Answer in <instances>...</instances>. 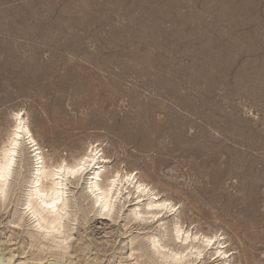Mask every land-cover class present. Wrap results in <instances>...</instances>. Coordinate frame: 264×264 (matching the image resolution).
Wrapping results in <instances>:
<instances>
[{
	"label": "rangeland",
	"instance_id": "1",
	"mask_svg": "<svg viewBox=\"0 0 264 264\" xmlns=\"http://www.w3.org/2000/svg\"><path fill=\"white\" fill-rule=\"evenodd\" d=\"M17 111L48 165L94 143L111 162L103 183L132 172L176 211L133 219L146 198L120 186L100 215L86 171L66 185L76 208L38 227L22 140L0 196V264H167L158 250L189 242L171 238L176 221L217 234L232 264H264V0H0V148ZM208 250L183 264L213 263Z\"/></svg>",
	"mask_w": 264,
	"mask_h": 264
},
{
	"label": "bare ground",
	"instance_id": "2",
	"mask_svg": "<svg viewBox=\"0 0 264 264\" xmlns=\"http://www.w3.org/2000/svg\"><path fill=\"white\" fill-rule=\"evenodd\" d=\"M14 117H15V119H14L15 124L13 122L14 128L12 127L13 130L11 129V131H10V132H12L11 136L8 137L9 139L6 142V144L4 146L1 145L2 147L0 148V196L5 195L7 193V191H9V189H12V188H9V186H8V182H9L8 180H9L10 176H13L12 175L13 173L17 174L16 171L14 170V164L16 162V156H17V153L19 151L18 147L21 146L19 144H22L24 141L26 143V145H28V148L30 149V152L32 153V155H30V156L32 157V162H33L34 166L31 170L29 179L27 178V180H28L27 184L28 185H27V188H25L26 190L23 193L24 198H23L22 204L25 207V211H26L24 213L26 214L28 212L30 218L32 219V222L34 219L35 223L38 225V227H41L45 230H57L58 229V226L61 224L62 217H63V215H65L64 213L66 211V208L69 207L68 205L71 203L72 207L75 209L76 208L75 204L78 202L77 201L75 203V201L73 200L69 203V199L70 198L73 199V198L70 197L68 199V197H67L68 195H66L67 194V191H66L67 182L70 179H73L75 177H77L76 179L78 180L80 178V176L83 173H85L86 171L88 172L87 173L88 177L86 176L87 178L85 180V182H86L85 188H86V191L88 193V197L89 198L91 197L92 207H96L94 209H96L97 213L100 215H110V212L112 211L113 206H114V200L117 198V196L119 197V194H121V192H122L120 189V186H122L121 188H123V187L127 188V187L132 186L135 194H137L136 197L139 199V201L144 200V199H142L143 197L146 198V200L143 201L144 202L142 204L143 207H142V205L138 206L139 208H142L143 210L137 209L136 208L137 206L133 207L134 209L131 210V214H132L131 217L133 216V219H135L137 217L139 219V216H141L142 214H146V215L149 214V217H147L148 216L147 215L146 218H150V219L154 220L157 216H159L162 213L163 214H174L175 213V211H176L175 204H173L171 200H169L167 198H162V196H158L159 194L157 192H153V189L150 188L148 186V184H146L142 179L137 178L136 174L133 175L132 172L126 171L123 174L119 170L115 169V170H113L112 173L109 172V173H111V175H109V177H106V181L103 183L102 173L105 170L107 164L110 162V159L108 157H106L105 155H103V152H101V149L98 148V145H93L94 143L88 144L86 151L84 153L80 154L78 157L73 158L72 160L70 159L71 160L70 162L66 161L64 159H61L57 163L55 162L56 164H54V165H48L47 164L48 162L46 163V161H45L47 158L45 159L46 156L43 155L40 146L38 145L36 140L33 138V135H32L31 130L27 124L26 119L23 117V115L19 111L14 113L13 118ZM25 143H24V145H25ZM20 152H21V150H20ZM18 160H20V159H18ZM20 162H21V160H20ZM21 164H23V163H21ZM16 167H18V166H16ZM19 171H20V168H19ZM15 177H16V175H15ZM76 179H74V180L76 181ZM13 182H12V184H14ZM9 185H11V184H9ZM11 186H13V185H11ZM130 189H129V191H130ZM84 194L82 193L83 196L86 195V194L85 195ZM131 194L133 195L132 192H131ZM5 197H3V198H5ZM125 197H126V194L124 196V199H125ZM75 198L76 197H74V199ZM119 198H121V197H119ZM5 200H7V199H5ZM2 201H4V200H2ZM133 201H135V200H133ZM136 201H137V199H136ZM124 204H126V203H124ZM119 206L122 207V205H119ZM121 207L119 209H121ZM77 210H75V211H77ZM128 214H130V213H128ZM72 216L74 219L75 215H72ZM23 217L24 216L19 217V220H22ZM66 217H68V216L66 215ZM131 217L129 218L130 220L132 219ZM70 219H72V218H70ZM160 220H162V218ZM160 220L158 221V223L160 222ZM20 223H21V221H20ZM64 223L65 222H63V224ZM154 224H156V223H154ZM65 227L66 226H64V228ZM162 228H164V227H162ZM162 228H160V229H162ZM166 228H169V227H166ZM156 231H158V230H156ZM162 231H159V232L161 233ZM165 231H167V230H165ZM172 231H173V236L171 238L181 239L182 241H188L189 240V242L187 245L182 244L183 246L184 245L185 246L181 249H177V248L174 249L173 247H172L173 249H171V246L168 245L170 247V248H168V246H167V249L168 250L170 249L169 253H165L166 251L161 252V250H158V253L161 255L160 257H162L165 260L164 263L167 262V264H183L185 261L183 262L182 258L187 255L186 251L188 252V250H189L190 251L189 253L194 255L195 259H199L198 257H200V255L205 250L213 248V252H212L213 254L209 253V254H211L210 258H211V256L213 257V259H212L213 263H211V264H232V262H230L228 259V258H230V255H232V254H228V251L225 250V247L228 244L225 243V244H227L225 246L223 244L224 242L222 241V238H220L217 234H210V235H204V234H200V233L199 234H189L188 230H183L182 224L179 223L178 221L174 222V226H173ZM42 233H43V231H42ZM48 233H45V235ZM50 233H52V232H50ZM211 233H213V232H211ZM38 234H39V232H38ZM52 234H55V233H52ZM152 234H155V233H152ZM48 235H50V234H48ZM164 235L165 234H163V236ZM33 236H35V235H33ZM151 238H152L151 243L153 246H155L154 245L156 242L154 240L155 236H152ZM158 240H160V239H158ZM171 240H173V239H171ZM171 242H170V244H171ZM148 244H150V243H148ZM158 244H157V247H158ZM160 244H161V242H160ZM172 244H175V243H172ZM182 245H181V247H182ZM33 246H34V244H33ZM161 246H160V249H161ZM162 247L166 248V245H163ZM66 248H67V246H66ZM41 249H43V248H41ZM41 249H38V250H41ZM192 250H193V252H192ZM58 251H60V250H58ZM152 251H153V249H152ZM155 257H156V255H155ZM5 258H7V257H5ZM8 259H11V258H8ZM186 259H187V257H186ZM192 260H194V258ZM1 261H3V260H1ZM206 261H208V260H206ZM4 263L8 264L9 262L4 261ZM19 264H20V262H19Z\"/></svg>",
	"mask_w": 264,
	"mask_h": 264
}]
</instances>
